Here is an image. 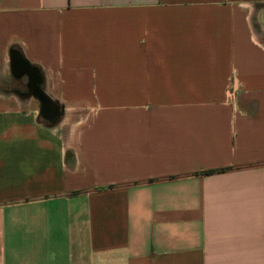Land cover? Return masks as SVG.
I'll use <instances>...</instances> for the list:
<instances>
[{
  "label": "crops",
  "instance_id": "0c3cea01",
  "mask_svg": "<svg viewBox=\"0 0 264 264\" xmlns=\"http://www.w3.org/2000/svg\"><path fill=\"white\" fill-rule=\"evenodd\" d=\"M0 264H264V0H0Z\"/></svg>",
  "mask_w": 264,
  "mask_h": 264
},
{
  "label": "water",
  "instance_id": "95a60500",
  "mask_svg": "<svg viewBox=\"0 0 264 264\" xmlns=\"http://www.w3.org/2000/svg\"><path fill=\"white\" fill-rule=\"evenodd\" d=\"M55 111H57V110L56 109L55 110H49L48 113L52 114V113H55Z\"/></svg>",
  "mask_w": 264,
  "mask_h": 264
}]
</instances>
